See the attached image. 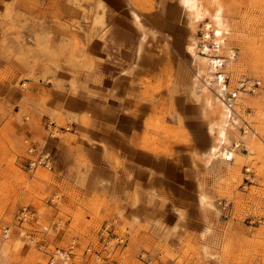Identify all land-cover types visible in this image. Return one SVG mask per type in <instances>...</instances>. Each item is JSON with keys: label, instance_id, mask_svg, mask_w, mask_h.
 <instances>
[{"label": "rangeland", "instance_id": "rangeland-1", "mask_svg": "<svg viewBox=\"0 0 264 264\" xmlns=\"http://www.w3.org/2000/svg\"><path fill=\"white\" fill-rule=\"evenodd\" d=\"M190 1L196 11H214L211 0ZM219 2L231 31L227 48L217 52L216 36L205 38L184 0H0V264H264V0ZM115 30H123L118 49ZM140 40L145 60L124 66L140 75L143 89L134 113L142 127L131 138L170 159L199 156L206 173L198 185L214 205L207 235L187 231L181 255L164 236L150 244L137 238L117 196L86 193L94 164L85 144L101 141L92 143L87 113L75 114L68 104L88 94L102 64L119 61L123 43ZM195 56L223 61L213 80L199 74L197 89L202 66ZM221 75L232 106L231 161L211 160L207 131L221 115L211 102ZM29 145L52 155V171L28 170ZM61 145L73 178L59 168ZM142 197L148 198L134 195V204Z\"/></svg>", "mask_w": 264, "mask_h": 264}, {"label": "crops", "instance_id": "crops-1", "mask_svg": "<svg viewBox=\"0 0 264 264\" xmlns=\"http://www.w3.org/2000/svg\"><path fill=\"white\" fill-rule=\"evenodd\" d=\"M110 12L114 15L111 18L117 17L113 11ZM115 31L117 32L113 35L117 38L113 45L118 49L122 45L118 40H122L119 38H123V30ZM185 42L186 38L181 43L183 47H186ZM141 43L136 41L130 45L131 47H126L123 43L124 49L119 48L124 50L119 61L102 64L103 69L94 77V84H89L88 94L71 97L68 104L74 110L70 111L75 114L87 113L90 118L87 129L90 131L91 141L92 143L96 139L101 141L97 146L90 142L85 144L89 156L87 157L94 164V169L89 170L85 177L86 193L101 194L109 201L117 196L119 210H124L126 219L134 225L135 229L131 230L137 238L144 237L143 240L150 244L158 242L160 237L164 236L168 249L181 255L182 252L179 250L181 243L186 239L187 231L203 229L201 237L205 238L207 235L214 205L205 190L206 186L198 185L201 175L206 173L203 160L198 158L199 156L183 155L178 158L179 160L170 159L155 152L143 151L135 138H131L133 132L142 127L139 115H135L138 112L135 107L143 89L140 87L141 81L138 82L140 75L138 77L132 75L130 70H127L129 68L125 67L126 64H133V60L134 63L145 60L142 58L145 44ZM101 46L102 44L97 42L93 44L94 50L97 51ZM91 79L88 82H91ZM183 110L185 115L192 112L189 105L184 106ZM64 146L61 145L62 149L56 153L59 168L65 178L69 179L73 178L67 167V161L71 158ZM210 146L213 147V142ZM114 155H117V160H111ZM116 163L119 165H114ZM69 182L72 188H76L74 179ZM137 194L148 198L142 197L140 204H134L133 196ZM199 194L207 198V208L201 206ZM150 195L156 200L150 201ZM142 226L145 227V231L141 229Z\"/></svg>", "mask_w": 264, "mask_h": 264}, {"label": "bare ground", "instance_id": "bare-ground-1", "mask_svg": "<svg viewBox=\"0 0 264 264\" xmlns=\"http://www.w3.org/2000/svg\"><path fill=\"white\" fill-rule=\"evenodd\" d=\"M184 3L188 4L190 8L192 7L193 11H196L192 1L184 0ZM210 4H212L214 10L213 13H210L208 9L198 10L195 13V21L198 24L199 23L204 24V31H205L204 36L206 39H210L211 34H214L216 36V40L214 38L215 40L214 51L220 52L225 48H227L226 38L231 31L230 30L231 24L224 16L223 8L219 0H211ZM190 29H191V33H193L196 30L195 22H192L190 24ZM138 45L140 46L139 43ZM201 51L203 53H206L207 51H209V48L205 46L204 48L201 49ZM139 52L140 49H138L137 53L139 54ZM195 57L197 58L198 63H201L202 66L198 70V75L197 77H195L192 84V86L195 89H197L199 87L198 85L200 79L199 74L202 72L207 76V80H213L215 78L213 75V70L216 69L217 67L223 66L222 65L223 61L210 59L208 63H205L204 61L201 62L199 56H195ZM223 80H224V76L221 75L218 77V82L221 83V88L218 89L217 93H215L214 98H212L211 100L212 104L214 105L216 104L217 106H220L221 115L208 124V131L213 136L214 157L216 159H221L222 161H231L233 159V153L231 150L232 139L228 134V127L230 126V122L232 119V109H231L232 106H230V104L226 102V98H227L226 95L229 93V91L227 90V87L223 84ZM202 90H207V89H205L204 87V89ZM198 199L201 206L207 208L208 206L207 198L203 194H199ZM203 235L204 233L202 234V236Z\"/></svg>", "mask_w": 264, "mask_h": 264}, {"label": "built area", "instance_id": "built-area-1", "mask_svg": "<svg viewBox=\"0 0 264 264\" xmlns=\"http://www.w3.org/2000/svg\"><path fill=\"white\" fill-rule=\"evenodd\" d=\"M29 155L30 156L27 159L28 170L33 171L37 168H44L48 171L53 170L55 163L50 153L38 151L35 149V147L29 145Z\"/></svg>", "mask_w": 264, "mask_h": 264}]
</instances>
